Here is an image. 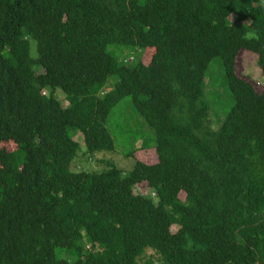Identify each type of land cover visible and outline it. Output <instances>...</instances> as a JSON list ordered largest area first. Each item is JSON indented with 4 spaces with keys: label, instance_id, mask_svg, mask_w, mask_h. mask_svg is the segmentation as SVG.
<instances>
[{
    "label": "trees",
    "instance_id": "obj_1",
    "mask_svg": "<svg viewBox=\"0 0 264 264\" xmlns=\"http://www.w3.org/2000/svg\"><path fill=\"white\" fill-rule=\"evenodd\" d=\"M242 51L264 77V0H0V264H264V91ZM217 58L233 106L215 131ZM127 97L158 162L74 173L70 132L115 152Z\"/></svg>",
    "mask_w": 264,
    "mask_h": 264
},
{
    "label": "rangeland",
    "instance_id": "obj_2",
    "mask_svg": "<svg viewBox=\"0 0 264 264\" xmlns=\"http://www.w3.org/2000/svg\"><path fill=\"white\" fill-rule=\"evenodd\" d=\"M233 20V17L230 18ZM115 47L110 48V51H115ZM32 55L37 57L36 43L32 42ZM127 53V52H126ZM153 51L144 55V63L148 64ZM130 57L135 55L134 51H128ZM235 69L237 75L248 80L253 84L259 92L264 91V77L258 65V56L250 52H240L236 60ZM115 79L109 82V87L113 85ZM133 92V90H132ZM64 96L61 91H57L56 97ZM206 99L211 106V125L213 130H218L225 117L233 106V98L229 91L225 73L220 58L212 61L206 78ZM68 104L64 103L66 107ZM107 128L115 138V152H96L88 151L84 136L79 131H71L72 138L78 143L80 149L78 156L72 164L74 173H101L107 170V163L112 162L118 168L125 172H130L135 165L133 159H127L126 155L136 151V159L146 164H156L158 157L155 153L156 137L152 128L143 120L137 110L134 108L132 98L127 97L111 112ZM1 148H6L8 151L16 150L13 143L2 145ZM135 187L141 195L153 197V194L147 188ZM182 199L184 195L180 196ZM178 227H173V232L177 231ZM59 258L64 257V252L58 250Z\"/></svg>",
    "mask_w": 264,
    "mask_h": 264
}]
</instances>
